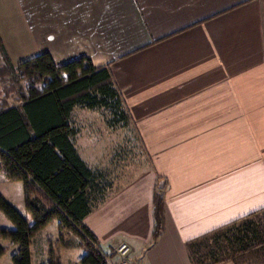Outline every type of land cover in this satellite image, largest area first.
Listing matches in <instances>:
<instances>
[{
  "label": "crops",
  "instance_id": "0c3cea01",
  "mask_svg": "<svg viewBox=\"0 0 264 264\" xmlns=\"http://www.w3.org/2000/svg\"><path fill=\"white\" fill-rule=\"evenodd\" d=\"M41 54L57 67L87 57L121 94L118 126L103 109L68 117L92 172L83 225L104 254L127 243L128 264H192L187 243L264 209V0H0V71ZM156 189L164 232L152 242ZM0 195L29 218L22 182L1 170ZM76 242L53 220L32 237L31 264L50 252L78 264ZM0 246L12 264L20 247ZM217 264H264V247Z\"/></svg>",
  "mask_w": 264,
  "mask_h": 264
},
{
  "label": "trees",
  "instance_id": "16d2710c",
  "mask_svg": "<svg viewBox=\"0 0 264 264\" xmlns=\"http://www.w3.org/2000/svg\"><path fill=\"white\" fill-rule=\"evenodd\" d=\"M21 78L33 85L41 84V89H22ZM0 80L17 86L21 103H3L0 108V170L8 181L22 182L25 210L32 221L30 224L29 218L0 195V212L14 225L11 231L0 229V240L20 247L11 258L12 264H31L30 241L53 220L61 231L73 234L75 246L84 251L78 264H106L104 257L108 255L83 225L91 212L86 188L92 172L72 144L74 128L68 124V117L75 106H80L103 109L115 119L116 126L122 124L126 112L110 72L95 68L87 57L57 67L48 54H41L15 68L6 64L0 71ZM152 203L151 240L156 242L164 232V203L158 189ZM60 243L67 247L61 237ZM263 247L264 209L186 244L192 264H217ZM3 254L0 246V258ZM47 264H60L53 252Z\"/></svg>",
  "mask_w": 264,
  "mask_h": 264
},
{
  "label": "rangeland",
  "instance_id": "374dc122",
  "mask_svg": "<svg viewBox=\"0 0 264 264\" xmlns=\"http://www.w3.org/2000/svg\"><path fill=\"white\" fill-rule=\"evenodd\" d=\"M8 81V80H7ZM15 86V87H14ZM20 87H22V89L26 90L30 87H34L35 89L39 90L41 89V84L37 83V84H32L28 79H25V78H21L20 79ZM16 88L17 86L15 84H12V82H6V83H3V82H0V107L4 104H7V105H14L16 104L17 102H19L18 100V97L16 95ZM16 102V103H15ZM133 149H134V156H136V144L134 142V146H133ZM136 164L134 163V166ZM140 172V171H139ZM2 197V196H1ZM4 199V198H3ZM5 200V199H4ZM6 201V200H5ZM7 202V201H6ZM9 205L10 203L7 202ZM13 207V206H12ZM15 209V208H14ZM16 210V209H15ZM25 210V209H24ZM17 211V210H16ZM18 212V211H17ZM26 213V210L24 211ZM19 213V212H18ZM0 219L2 220L1 223H3L4 221L8 224H11L13 225L1 212H0ZM30 219V218H29ZM2 226V225H1ZM73 237H75L73 235ZM76 238V237H75ZM38 241H41V238L38 237L36 242L38 243ZM77 241V239H76ZM40 245V243H39ZM39 245H38V249H39ZM36 248V247H35Z\"/></svg>",
  "mask_w": 264,
  "mask_h": 264
},
{
  "label": "built area",
  "instance_id": "2783aa9c",
  "mask_svg": "<svg viewBox=\"0 0 264 264\" xmlns=\"http://www.w3.org/2000/svg\"><path fill=\"white\" fill-rule=\"evenodd\" d=\"M131 248L127 243H119L114 250V257H104L106 264H128V256Z\"/></svg>",
  "mask_w": 264,
  "mask_h": 264
}]
</instances>
